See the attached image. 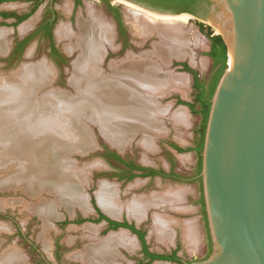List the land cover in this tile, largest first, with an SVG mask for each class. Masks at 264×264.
I'll return each mask as SVG.
<instances>
[{
    "label": "rangeland",
    "instance_id": "374dc122",
    "mask_svg": "<svg viewBox=\"0 0 264 264\" xmlns=\"http://www.w3.org/2000/svg\"><path fill=\"white\" fill-rule=\"evenodd\" d=\"M109 2L112 4L111 6L114 4V8L118 9L121 14L125 31L129 37L126 47L120 38L119 25L115 17L110 13L107 5L100 4V0H84V6L79 8L75 22L71 11L73 0H59L55 4L60 12V18L54 27L55 44L63 54L68 56L65 50L66 42L80 43V20L88 21L96 16L106 19L104 21L108 22L109 26L111 25L114 33L112 44H103L105 49L102 61L104 75L106 73V78L112 77L113 65H121L132 59L136 63L148 62L152 64L156 73L155 89L149 95L141 89L144 98L141 97V94L138 98L139 101L147 102L148 113L138 114L137 120L133 119V137L122 149L107 139L101 124L96 121L92 122V120L84 118V123L89 126L90 132H88L93 135L92 137L88 134L90 137L88 144L90 148L93 147L91 150L86 151V149L77 146L75 136L66 131V140L70 147L67 150L69 151H65L64 147H58L59 151H56L59 156L56 158L68 163L65 168L66 173L77 178L82 199L88 205L85 210L78 203L74 206L65 205L63 201L56 200V197L48 192H42L40 196H32L27 190H24L21 186H24L22 184H25V180L20 177L25 163L15 156L16 154L12 156L9 153V150L11 151L14 146L9 140L7 142L5 139H1L2 135H0V255L3 253L6 255L8 251H17L25 258L27 264H43V257L53 259L55 262V253L58 251L61 255L59 264H135V258L132 260L127 257L125 251L133 257L140 255L141 246L137 240L127 241L130 248L116 242L115 253L110 255L106 261L98 260L99 262L88 263L76 258V255L80 253L86 254L84 252L90 246L103 243L105 239L111 237L110 235L122 233L118 231L102 235L100 224H90L89 222L75 224L72 221H67L68 219L74 220L76 217L97 218L96 209L104 210L98 199L103 183L107 188L110 187L114 194L116 193L115 198L117 197L116 199L121 205L120 218L128 214L129 220L132 221L136 217H132L128 210L129 202L135 200L142 202L140 210L145 213L141 220L138 221L137 218L136 220L139 224H146L147 239L151 250L171 253L177 249L179 256L185 261L203 259L209 250H212L205 208L201 202L203 196H200L202 187L200 182L194 179L200 162L199 154L194 149L199 142L198 132L203 117L194 113L188 106L179 103V101L193 103L196 95L193 75L185 72L179 64L187 63L199 73L201 78H208L213 70L212 60L207 56L210 50V39L206 33L201 32L196 24L197 21H202L188 14L189 20L179 26L181 38L184 39V43L180 45V49L182 48V52L184 51L182 57L169 56L168 54L165 56L163 51H159V47L163 44L161 36L158 33L145 36L143 32H140L143 35L140 36L137 33L136 25L139 26L140 22L143 24L144 16L148 14L150 19L161 24L166 22L163 16L169 14H159L143 6L132 4L136 7L139 6L135 9L127 1L109 0ZM47 3L34 7L31 3L23 0H0V54L6 53L8 48L10 49L7 55H0V92H10L18 85L14 79L10 78H13L14 75L18 77L21 74V72L16 74L19 69L20 71L24 67L35 69L46 63L54 69V82L51 87L44 89L45 91H37V95L33 96L36 97L34 102L37 101L36 99L41 101L46 92L51 91L61 92L66 97L69 95L68 99L78 97L77 91L71 85V79L75 75L72 63H75L82 54L80 48L74 50V56L67 57V62L62 63L60 60L55 62L49 55V41L40 35L30 38L21 53H15L16 42L32 36L45 17ZM89 10H93L94 16L89 13ZM135 12L139 15L138 20ZM2 13H15L23 15L22 17H27V19L15 27L13 25L15 21L5 19ZM140 13L145 14L140 15ZM8 21L10 23H7ZM168 21L169 24L166 26L172 27L174 26L173 22L177 20L169 19ZM204 24L210 26L214 33L216 32L213 25L212 27L209 23ZM63 25L71 32L70 40L65 38L61 40L58 35ZM23 26H28L26 27L28 29L22 33ZM29 52L31 55L27 57ZM52 63L56 65V68ZM23 98L25 96L20 97V102ZM11 101L3 107V103H0V108L2 107L0 130L5 128L2 123L5 119L4 113L20 107V105L13 106L10 104ZM47 107H51V105L42 102L38 109L40 114L45 112ZM199 109L200 107H197V110ZM54 113L57 115L56 112ZM50 117L53 120L57 119L56 116ZM171 144H176L188 151L177 153ZM106 150L115 151L123 158L135 160L146 167L163 169L167 172L174 169L184 179L190 180L188 182H173L161 178L153 180L148 178L121 179L118 175L124 176L127 171L116 163L108 162L105 156ZM52 161L53 159H51V163H53ZM149 197L153 200H147ZM39 203L51 205L52 212L46 217L40 216L35 208ZM167 233L169 237L166 236ZM58 246H60L59 249ZM153 264L176 263L163 261Z\"/></svg>",
    "mask_w": 264,
    "mask_h": 264
},
{
    "label": "bare ground",
    "instance_id": "6f19581e",
    "mask_svg": "<svg viewBox=\"0 0 264 264\" xmlns=\"http://www.w3.org/2000/svg\"><path fill=\"white\" fill-rule=\"evenodd\" d=\"M122 1L126 2L125 0ZM129 5L135 9L139 7L134 6L135 4ZM89 13L94 16L93 10ZM144 14L140 13V15ZM148 15L144 16L143 24L140 22L139 26L136 25L137 33L140 36H143L140 32L145 33V36L158 33L163 40L159 51H163L165 56L168 54L169 56L182 57L184 51L182 52L180 45L184 43V39L181 38L179 26L186 23L190 16L188 14L179 16L162 15L166 22L160 24L150 19ZM136 17L138 20L139 15L136 14ZM169 19L177 20L173 22L174 26H166V24H169V21L167 22ZM104 20L106 21V19L98 16L88 21L80 20V43L66 42L65 50L67 53H74V50L79 48L82 50L81 56L79 55L80 58L73 65L75 75L71 79V85L78 93L77 98L68 99L69 95L66 97L61 92L51 91L44 93L45 96L41 101L36 99L37 101L34 102L36 97L33 96L37 95V91L51 87L54 82V69L46 63L35 69L29 67H24L21 71L19 69L16 74L20 72L21 74L18 77L14 75L13 78H10L11 80L14 79L18 85L16 87L12 86L14 88L10 92H0L2 107L11 100H14L10 103L13 106L20 105V107L18 106L4 113L5 119L2 123L5 128L0 130V135H2L1 139L9 140L11 145L13 144L14 147L11 151L9 150V153L12 156L16 154L15 156L25 163V168L20 177L25 180V184H22L24 186L21 187L32 196H40L42 192H48L53 197L55 196L56 200L63 201L65 205L74 206L78 203L84 210L87 204L82 199L83 196L77 178L70 176L69 172V174L66 173L65 168L68 163L56 158L59 156L57 153L59 151L58 147H64L65 151H69L67 150L70 147L69 142L66 140V131L75 136L77 146L88 151L93 148H90L88 144L90 141L88 134H92L89 133V126L84 123V118L92 120V122L96 121L101 124L107 139L122 149L133 137V119L137 120L138 114L148 113L149 105H147V102H142L143 100H140V102L138 99L141 95L144 98L140 90L143 89L142 91L149 95L155 89L154 79H156V73L154 66L148 62L136 63L132 59L121 65H113L112 77L106 78V73L104 75L102 67L105 54L103 44H112L114 32H112L111 25L109 26L108 22L106 23ZM140 25H142V28H140ZM26 27L28 26H23L21 31L27 30ZM214 28L216 33H220L219 28L215 26ZM58 35L61 40L64 38L70 40L72 36L65 25L60 28ZM22 96H25L23 98L24 102L23 99L20 102ZM42 102L50 104L51 107L45 108V112L40 114L38 109ZM50 116H56L57 119L53 120ZM60 122L61 124H59ZM78 134L81 135L78 136ZM51 159H53V163H51ZM99 192L98 199L101 207L110 215L118 216L121 205L116 199L117 197L115 198L116 193L114 194L110 187L107 188L104 183ZM141 205V201L135 200L129 202L128 209L131 214L140 216L142 214ZM35 208L42 217H46L52 212V207L49 204L39 203ZM166 236L169 237V234L167 233ZM113 242L111 239L100 245L90 246L84 252L86 254L80 253L76 255V258L88 263H94L98 260L106 261L115 252L112 249ZM0 264H27V262L19 252L8 251L6 255L5 253L0 255Z\"/></svg>",
    "mask_w": 264,
    "mask_h": 264
},
{
    "label": "water",
    "instance_id": "95a60500",
    "mask_svg": "<svg viewBox=\"0 0 264 264\" xmlns=\"http://www.w3.org/2000/svg\"><path fill=\"white\" fill-rule=\"evenodd\" d=\"M206 1L198 19L219 28L228 50L201 153L212 250L183 264H264V0Z\"/></svg>",
    "mask_w": 264,
    "mask_h": 264
},
{
    "label": "flooded vegetation",
    "instance_id": "af4514ba",
    "mask_svg": "<svg viewBox=\"0 0 264 264\" xmlns=\"http://www.w3.org/2000/svg\"><path fill=\"white\" fill-rule=\"evenodd\" d=\"M26 1L28 3H31L34 7L37 6H41L42 4L47 3V9L45 12V17L43 18V20L41 21V23L37 26L36 30L33 32L32 36H28L26 38H24L21 41H17L16 42V46H15V53L17 51V47L22 44L25 43V46L29 43V39L32 37H36V36H40L43 35L50 43V58L56 62L60 60V62L64 63L68 61V56L63 54V52H61L57 45L55 44V34H54V27L56 25V22L58 21V19L60 18V12L59 10L56 8V3L59 0H23ZM128 2H131V4L136 3L140 6H143L145 8H147L148 10H151L153 12H158L159 14H189V15H193L195 17L198 18L197 15H194L192 13H176L174 11L171 10H166L163 8H159V7H153L145 2H141V1H137V0H125ZM72 18L73 21L75 22L77 20V13L79 12V8L84 6V0H73L72 3ZM100 4H105L108 6V10H110V13L115 17V20L117 21L118 25H119V31H120V38L123 40L124 42V47L127 46L128 44V34L125 31V27L123 24V20L121 19V14L118 12V9L114 8V4L113 6H111L112 4H110L109 0H100ZM17 17H7L5 19H13L15 23L18 22V18L22 17L23 15H19L16 14ZM24 22V21H23ZM210 50L208 52V54L211 51L212 48V42L210 41ZM57 52V54H56ZM56 55H55V54ZM207 54V56L212 60L213 63V70L212 73L209 75L208 78H202L205 79L207 81V83H209L211 81V78L214 74V61L213 59ZM58 58V59H57ZM171 147H173L175 149V151L177 153H184L186 151H188L185 148H182L176 144H171ZM198 144L196 146V148L194 150H196L199 154V158H201V155L199 153V151L197 150ZM182 150V151H180ZM106 160H108V162L111 163H116L122 167H124V169L127 171L126 174L124 176L122 175H118L119 178L127 180V179H136V178H148V179H155V178H161L162 180H171L173 182H188V180L190 179H184L182 177V175L178 174L174 169H171L170 172H167L163 169H156L153 167H146L144 165H141L139 163H137L135 160L131 161V160H127L125 158H123L122 156H120L117 152L112 151V150H106ZM114 153L116 155H118L120 158L117 159L113 156H111V154ZM201 161V159L199 160ZM200 167V162H199V166H198V170ZM198 170H197V175L194 177V179L200 182V186L202 187L201 184V178H200V173L198 174ZM153 172H156V175H152ZM202 189V188H201ZM201 196H202V192H201ZM202 202V200H201ZM96 213H97V218L94 217H89V218H79L76 217L72 222H74L75 224H82V223H86L89 222L91 224L96 223V224H100L101 225V233L102 235L105 234H109V233H116V232H122L120 234H125L127 235V239L126 241L129 242H133V237H135V240L139 241V244L141 246V254L140 255H136L133 257V255L129 254L127 251H125V255L127 257H130V259L133 260V258H135V264H153L156 261H164V260H156V261H152V259L149 257V255L147 254V252H145V248L144 246L146 245L148 247V252L153 254V255H173L175 253V257H176V261H172L173 263L176 264H183V262L185 261L183 258H181L178 254V250L175 249L173 250L171 253H160V252H155L153 250L150 249L149 247V240L147 239V229H146V224L145 223H138V221L133 218L132 221L129 220V216L124 215L122 218L119 217L120 213L118 216H113L108 214L105 210H101L100 208L96 209ZM133 217V216H132ZM67 221L71 222V219H68ZM119 234V235H120ZM116 235V234H115ZM114 234L110 235V236H115ZM118 235V234H117ZM109 236V237H110ZM109 239V238H107ZM106 240V239H105ZM108 242V241H107ZM120 244V243H119ZM121 245V244H120ZM123 246V245H122ZM60 246H58L59 249ZM127 247H129L127 245ZM130 248V247H129ZM211 253V250H209L208 254L203 258H207ZM110 259V258H109ZM55 262L53 261V259H46L45 257L42 258V261L44 262L43 264H59L61 262V255L59 254L58 251H56L55 253V257H54ZM198 260V259H197Z\"/></svg>",
    "mask_w": 264,
    "mask_h": 264
},
{
    "label": "trees",
    "instance_id": "16d2710c",
    "mask_svg": "<svg viewBox=\"0 0 264 264\" xmlns=\"http://www.w3.org/2000/svg\"><path fill=\"white\" fill-rule=\"evenodd\" d=\"M137 1L145 2L153 7H159L166 10H171L176 13H184V12L192 13L194 15H197L198 17L201 16V11L203 10V7L207 3L206 0H137ZM2 16L5 18L17 17L15 13H11V14L2 13ZM26 19L27 17H19L18 22L13 25L16 27ZM196 24L201 30V32L206 33L207 37L212 42V48L208 55L214 61V74L211 78V81L207 83V81L205 79H202L199 73L193 70L187 63L179 64L180 66H182L185 72H188L193 75L194 89L196 91L195 100L193 103H185L182 101H179V103L188 106L194 113L200 114L203 117V122L198 132L199 142L197 147V150L201 155L203 150L204 136H205L208 115L211 106V99L220 77L227 68L228 50L222 36L215 35L214 30L210 26H207L203 22H199V21H197ZM24 47H25V43L20 44L17 47L16 53H21ZM197 107H200V109L197 110ZM111 156L117 159L120 158L118 155L114 153H112ZM200 159L201 161H200L198 174L201 172V165H202L201 164L202 158ZM152 175H156V172H153ZM202 202L204 204L203 200ZM144 248H145V252H147V254L152 259V261H156V260H164L170 262L176 261L175 253L173 255H153L148 252V247L146 245L144 246Z\"/></svg>",
    "mask_w": 264,
    "mask_h": 264
},
{
    "label": "crops",
    "instance_id": "0c3cea01",
    "mask_svg": "<svg viewBox=\"0 0 264 264\" xmlns=\"http://www.w3.org/2000/svg\"><path fill=\"white\" fill-rule=\"evenodd\" d=\"M145 144H146V142H145ZM147 145V144H146ZM200 196H201V194H200ZM153 200V198H148L147 200ZM101 206V205H100ZM148 206V205H147ZM153 206V205H152ZM151 206V207H152ZM147 208V207H146ZM129 210V209H128ZM145 210V209H144ZM130 212V211H129ZM145 213V211L140 215V216H135L134 214H131L133 217H136L137 218V220L139 221V220H141L142 218H143V214ZM109 214V213H108ZM147 215H148V213H147ZM135 218V219H136ZM121 236L119 237V235H115V236H111L109 239H107V240H105L104 242H107V241H110L111 239H112V241H114L113 242V246H112V249H114V247H115V245L117 244L116 242H118V243H121V245H123V246H125V245H128V242L126 241V239L128 238L127 237V235H125V234H120ZM135 240V237H133V241ZM103 242V243H104ZM115 253V252H114ZM85 262V261H84ZM156 262H163V261H156Z\"/></svg>",
    "mask_w": 264,
    "mask_h": 264
}]
</instances>
